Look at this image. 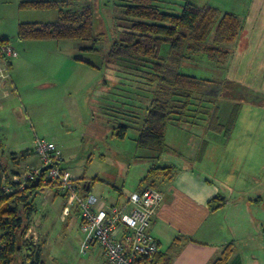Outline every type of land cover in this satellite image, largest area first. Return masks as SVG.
I'll use <instances>...</instances> for the list:
<instances>
[{
	"label": "rangeland",
	"instance_id": "obj_1",
	"mask_svg": "<svg viewBox=\"0 0 264 264\" xmlns=\"http://www.w3.org/2000/svg\"><path fill=\"white\" fill-rule=\"evenodd\" d=\"M22 1L0 0V38L7 39L14 50L9 74L17 83L12 91L0 90V141L5 162L18 173L14 181L24 180L31 172L21 152L32 148L37 138L57 146L63 159L60 169L70 171L71 178L81 184L96 178L116 199L150 183L151 177L145 179L150 166L161 167L180 156V163L195 164L197 171L212 176L231 174L232 187L243 191L251 203L253 239L248 245L258 262H248L264 264V239L260 238L264 231V0L176 1H188L199 8L212 6L221 14L235 13L241 26L237 38L222 47L226 57L211 62L201 53L181 63V73L215 84L205 88L214 98L213 118L206 122L202 113L191 114L197 117L190 115L188 119L189 123L197 122L193 126L169 124L168 151L160 156L162 160L153 162L144 155H158L136 147L135 129H130L123 140L113 136L115 123L105 110L109 106L125 108V97H131L139 101L133 99L127 104L132 103L143 114L150 96L125 84L117 86L116 72L109 68L108 53L122 33L118 0H79L92 10L94 34L102 35L98 53L82 50L88 44L79 41L19 40L20 23L54 24L58 20L54 10H20ZM173 7L170 12H180L178 6ZM168 52L165 45L161 57L166 58ZM123 82L129 81L124 77ZM200 110L205 111L204 107ZM210 121H214L211 126ZM11 152L17 154L9 160ZM154 186L159 188L157 183ZM55 192L46 188L35 199L34 218L46 221L42 230L46 264L75 259V251L87 239L79 228L70 231L60 223L65 200L61 196L54 199ZM44 216L47 219L42 220ZM235 220L241 223L238 215ZM43 242L38 238L36 247L42 248ZM17 264L29 263L22 257Z\"/></svg>",
	"mask_w": 264,
	"mask_h": 264
},
{
	"label": "trees",
	"instance_id": "obj_2",
	"mask_svg": "<svg viewBox=\"0 0 264 264\" xmlns=\"http://www.w3.org/2000/svg\"><path fill=\"white\" fill-rule=\"evenodd\" d=\"M176 1L118 0L122 33L107 56L109 68L116 72L117 86L125 84L150 95L146 98L148 106L143 114H140V108L136 110L132 103L127 104L133 99L139 101L131 97H125V108L119 104L116 105L120 107L105 108L115 123L113 136L123 140L130 129H135L138 132L136 147L158 157L168 151L166 132L169 124L179 128L186 124L193 126L197 122L189 123L191 114L202 113L206 122L213 118L210 111L214 98L205 88L215 84L181 73V63L201 53H205L211 62L226 57L227 52L222 47L237 38L241 26L235 13L221 14L212 6L199 8L188 1L182 4H176ZM173 6H178L180 12H170ZM19 9L58 13L54 24L20 23L17 29L19 40L79 41L88 44L82 50L99 52L97 46L102 35L94 34L92 10L89 6H82L79 0H29L21 2ZM8 42L0 38V45H8ZM165 45L169 46V52L163 58L160 52ZM124 77L129 82H123ZM142 95L138 96L141 98ZM203 107L205 111L200 110ZM212 123L214 121H210V126ZM14 154L9 155V160ZM4 157L0 142V264H17L22 257L29 264H41L34 238L27 237L35 214L33 203L37 194L46 188L60 192L59 184L44 183L48 169L34 180L25 177L14 181L18 173L10 170ZM169 169L152 167L145 179L157 172H168L169 175ZM97 182L95 178L85 183L84 190ZM217 201L218 198L210 204L213 210L224 204ZM232 252V247H227L213 264H228ZM155 264H158L156 260Z\"/></svg>",
	"mask_w": 264,
	"mask_h": 264
},
{
	"label": "crops",
	"instance_id": "obj_3",
	"mask_svg": "<svg viewBox=\"0 0 264 264\" xmlns=\"http://www.w3.org/2000/svg\"><path fill=\"white\" fill-rule=\"evenodd\" d=\"M12 70L13 60L11 62ZM14 83L17 85L11 76L10 80L0 85V90L5 93L7 89L12 91ZM21 153H23L24 158L30 164L28 167L30 168L29 171H33L34 168L39 166L40 159L33 147ZM174 155L176 158V154ZM160 156L144 155V157H148L147 159H151V162L157 161V159L158 161L162 160ZM180 158L179 156L175 159L178 161H169L161 167L150 166L151 168H170L168 170L170 173L169 175L168 172L154 173L150 176L152 178L150 183L132 192L152 188L164 196L157 216L152 219L150 228V233L159 246L158 253L155 255L157 263L213 264L222 256L227 247H232L233 250L228 264H251L248 262L249 260L258 262L255 254L249 250L248 245L253 239L254 222L252 217H249L251 203L249 204L248 196L243 191L237 192L234 186L232 187L231 174L225 176L215 173L212 176L206 171H197L198 167L195 164L180 163ZM61 170L71 176L70 171ZM82 179L80 178V180ZM75 181L83 191L100 196L106 206L120 207L130 196L116 199L111 196L110 190L100 185L99 182L89 185V188L84 190L85 183H90L91 180H84L82 184L78 180ZM155 183L159 185L158 189L155 188ZM53 196L54 199L61 196L65 200L59 215L60 223L67 230L73 231L76 227V229L79 228L81 231L80 218L76 208H70L69 215H64L63 211L67 206L65 194L56 190ZM216 198L219 199V203L224 204L219 209L213 210L210 204ZM33 206L36 213L35 201ZM34 215L31 219L28 236L31 232L35 234V244L38 238L39 240H44L43 249L40 247L38 250L40 263L46 264L43 258L46 240L42 234L46 221L36 220ZM237 215L241 223H237L235 220ZM45 219H47L46 216L42 220ZM260 238L264 239V231L260 234ZM86 241H88V238L83 239L79 250L75 251V259L64 260V264H106L103 251L98 245H93L86 254H82V248ZM246 246L248 247L247 250L245 249Z\"/></svg>",
	"mask_w": 264,
	"mask_h": 264
},
{
	"label": "built area",
	"instance_id": "obj_4",
	"mask_svg": "<svg viewBox=\"0 0 264 264\" xmlns=\"http://www.w3.org/2000/svg\"><path fill=\"white\" fill-rule=\"evenodd\" d=\"M14 57V50L9 44L0 45V85L10 80V64ZM33 149L40 164L27 178L34 180L44 169H48L44 183L59 184L58 188L67 198L64 215H69L70 208H76L80 229L88 238L82 254H86L93 245H98L106 264H155L159 246L150 228L163 202L162 193L147 188L130 194L120 207L106 206L100 196L84 192L69 174L62 172V154L54 143L37 138ZM30 235L35 240V234L31 232Z\"/></svg>",
	"mask_w": 264,
	"mask_h": 264
}]
</instances>
